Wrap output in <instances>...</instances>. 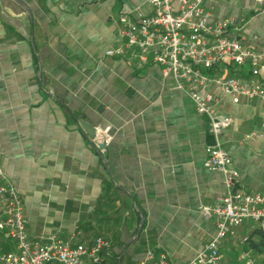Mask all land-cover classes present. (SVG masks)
Instances as JSON below:
<instances>
[{
    "label": "crops",
    "instance_id": "obj_1",
    "mask_svg": "<svg viewBox=\"0 0 264 264\" xmlns=\"http://www.w3.org/2000/svg\"><path fill=\"white\" fill-rule=\"evenodd\" d=\"M211 7L215 18L232 21L234 38L264 53V13L252 1ZM150 11L149 0H0L2 170L31 238L73 245L102 238L111 245L104 264L114 250L120 264L148 249L188 263L214 233L200 207L226 194L223 175L203 168L211 137L188 96L158 66L106 54L121 46V14ZM210 93L216 117L232 120L221 142L237 190L264 194V105L234 104L216 87ZM83 125L94 134L109 128L103 152ZM245 233L246 225L236 229L237 238ZM235 244L225 239L223 264H244V253L261 262V253Z\"/></svg>",
    "mask_w": 264,
    "mask_h": 264
},
{
    "label": "built area",
    "instance_id": "obj_2",
    "mask_svg": "<svg viewBox=\"0 0 264 264\" xmlns=\"http://www.w3.org/2000/svg\"><path fill=\"white\" fill-rule=\"evenodd\" d=\"M214 1L149 0V14L119 16L121 46L106 54L127 56L138 68L147 64L158 66L206 121L211 142L205 146L203 168L223 175L226 194L215 204L200 207L201 215L213 221L214 233L186 264H223L221 249L225 239L231 237L244 245L254 235L259 238L260 264H264V194L237 190L238 174L221 142V134L232 120L216 117L210 93L216 87L234 104L257 100L264 105V53L232 36V21L213 16ZM250 1L264 13V0ZM245 67L246 76L232 74ZM110 142L109 128H96L92 145L103 152ZM26 225L21 198L0 164V234L10 245L9 250L0 252V264H104L111 247L102 238H96L91 245H73L51 235L40 242L28 235ZM243 225L246 233L237 238L236 229ZM251 256L244 253L243 263L256 264ZM133 264L174 263L164 252L148 249Z\"/></svg>",
    "mask_w": 264,
    "mask_h": 264
},
{
    "label": "trees",
    "instance_id": "obj_3",
    "mask_svg": "<svg viewBox=\"0 0 264 264\" xmlns=\"http://www.w3.org/2000/svg\"><path fill=\"white\" fill-rule=\"evenodd\" d=\"M118 236H119V232L116 231L115 233H113V244L117 246L118 249H121L122 245L121 243L118 241ZM1 245H2V248L1 249ZM8 245L7 242L5 243L3 241V238L1 237V234H0V252L2 251H5V250H8ZM249 248H252L256 254H260L261 253V249L259 247V238L256 237L252 240H250L248 243L244 244V250H247ZM117 257L118 255L116 254L115 250L112 251V256H111V260L109 262V264H117ZM120 264H133L130 257L128 256H124L121 261H120Z\"/></svg>",
    "mask_w": 264,
    "mask_h": 264
},
{
    "label": "rangeland",
    "instance_id": "obj_4",
    "mask_svg": "<svg viewBox=\"0 0 264 264\" xmlns=\"http://www.w3.org/2000/svg\"><path fill=\"white\" fill-rule=\"evenodd\" d=\"M256 237H257V235H254L253 238H256ZM240 246H241V245H240ZM240 246H239V244L236 242V244L234 245V248H235V249H239V248H241ZM3 248H5V247H3ZM3 248H2V245H1V249H3ZM227 253H228V252H227ZM223 254H225V253H223ZM251 257H252V256H251ZM224 258L226 259V256H225ZM252 258L255 259V263H256V264H259V262H260V261H259L260 258H259L258 256L256 257V255H255V257L253 256ZM256 258H257V259H256ZM236 263H237V262H236ZM238 264H241V262L238 261Z\"/></svg>",
    "mask_w": 264,
    "mask_h": 264
},
{
    "label": "water",
    "instance_id": "obj_5",
    "mask_svg": "<svg viewBox=\"0 0 264 264\" xmlns=\"http://www.w3.org/2000/svg\"><path fill=\"white\" fill-rule=\"evenodd\" d=\"M84 126V125H83ZM85 127V126H84ZM87 129L88 134L90 135L91 138L94 137V129L90 127V130L88 127H85ZM234 192V191H233Z\"/></svg>",
    "mask_w": 264,
    "mask_h": 264
}]
</instances>
